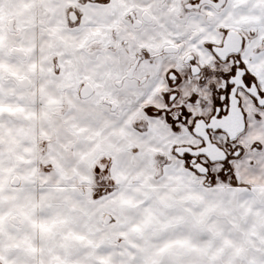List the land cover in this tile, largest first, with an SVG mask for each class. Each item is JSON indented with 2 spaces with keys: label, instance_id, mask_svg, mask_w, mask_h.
<instances>
[{
  "label": "snow or ice",
  "instance_id": "obj_1",
  "mask_svg": "<svg viewBox=\"0 0 264 264\" xmlns=\"http://www.w3.org/2000/svg\"><path fill=\"white\" fill-rule=\"evenodd\" d=\"M0 264H264V0H0Z\"/></svg>",
  "mask_w": 264,
  "mask_h": 264
}]
</instances>
